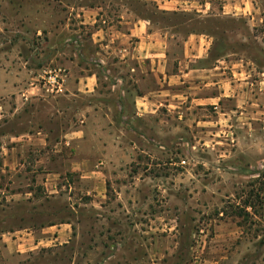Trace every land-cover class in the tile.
<instances>
[{"label": "rangeland", "instance_id": "rangeland-1", "mask_svg": "<svg viewBox=\"0 0 264 264\" xmlns=\"http://www.w3.org/2000/svg\"><path fill=\"white\" fill-rule=\"evenodd\" d=\"M125 18L149 22L145 39L100 46ZM17 63L63 89L3 128L47 137L0 161V235L71 226L23 264H264V0H0V67ZM70 72L98 92L66 97Z\"/></svg>", "mask_w": 264, "mask_h": 264}, {"label": "crops", "instance_id": "crops-1", "mask_svg": "<svg viewBox=\"0 0 264 264\" xmlns=\"http://www.w3.org/2000/svg\"><path fill=\"white\" fill-rule=\"evenodd\" d=\"M120 23L128 26L126 30L128 32L118 31L110 27L106 32L102 31V33L95 35L97 42L101 43L100 46L109 49L110 42L117 43L116 39L120 37H138L144 40L145 36L148 34L147 29L149 22L147 20L125 18L124 21ZM44 31L43 29L38 30V33H44ZM106 35L112 37L113 41L103 43L102 40ZM124 51H128V49H124ZM135 56L136 55H134V57ZM128 62L129 61L125 58L121 61V64L125 65L126 68H130ZM157 62L159 68L161 64L160 60L158 59ZM131 71H135V69L131 68ZM73 78L74 73L70 72L63 90V94L66 97L73 96L83 99L85 95H92L98 92V76L96 74H79L77 78ZM34 79L35 76L30 73V70L27 71L21 64L17 63L15 67L12 68L7 65L0 67V161L2 163L4 161L5 166H7L9 160L13 158H17L18 162H20L19 154L21 151L31 149L34 145H39L41 143L45 145L46 143V132L44 129L38 127H30V131H16L15 133L3 129L10 120H19L20 117L24 116L25 106L28 101H31L29 104L30 109L32 108V103L38 100V95L46 92L44 91L45 87L42 88L37 85L33 81ZM119 82H121V80ZM119 89L123 91L124 95L129 94L124 91V89ZM163 95H165L164 92L159 89L157 91L158 107L163 105L165 101L162 98ZM137 98L136 100L134 99L136 101L135 108L142 111V114H138L139 116H144L143 111L153 109L151 108L153 100L151 101L146 94ZM94 101L97 102L98 100L94 98ZM195 101L196 99L191 103H196ZM88 109H93V107L89 106ZM82 111L85 112L83 109ZM29 120H31V125H33L32 121L36 119L31 115ZM72 134H78V132ZM116 148H118V146L107 145L103 146L101 150L93 151V149H90L89 152L95 153L100 151L102 153H109ZM99 160H97L96 157H77L75 160H72L71 163H73L75 169L79 168L85 171L87 168L92 170L96 165H102V163H99ZM70 235L71 226L69 224L51 225L42 228L39 234L31 229L7 231L0 235V264H23V255L28 251L43 249L48 245L62 244L70 239Z\"/></svg>", "mask_w": 264, "mask_h": 264}, {"label": "built area", "instance_id": "built-area-1", "mask_svg": "<svg viewBox=\"0 0 264 264\" xmlns=\"http://www.w3.org/2000/svg\"><path fill=\"white\" fill-rule=\"evenodd\" d=\"M62 77L60 76L59 72H55V74L50 75L47 77L45 87H48L47 85H50V91L59 93L63 89V82Z\"/></svg>", "mask_w": 264, "mask_h": 264}, {"label": "trees", "instance_id": "trees-1", "mask_svg": "<svg viewBox=\"0 0 264 264\" xmlns=\"http://www.w3.org/2000/svg\"><path fill=\"white\" fill-rule=\"evenodd\" d=\"M237 216H239L241 218H244V217L246 218L247 215L245 214V212L242 211V212H238Z\"/></svg>", "mask_w": 264, "mask_h": 264}]
</instances>
